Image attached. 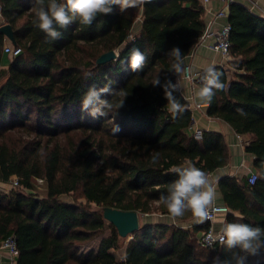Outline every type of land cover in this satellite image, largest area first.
<instances>
[{
    "label": "trees",
    "instance_id": "1",
    "mask_svg": "<svg viewBox=\"0 0 264 264\" xmlns=\"http://www.w3.org/2000/svg\"><path fill=\"white\" fill-rule=\"evenodd\" d=\"M0 3L22 50L3 69L8 39L0 33V182L12 176L19 181L0 191V240L15 236L17 264H214L217 257L229 258L221 244L213 250L198 243L208 222L180 225L193 219L186 212L176 222L141 221L118 260L112 249L123 237L102 214L111 206L169 216L157 201L177 178L173 167L190 162L207 174L229 163L221 132L203 130L199 138L192 133V111L179 88L173 94L184 112L174 119L163 88L152 86L156 78L160 85L176 84L167 54L179 47L184 58L195 46L205 28L200 1L152 0L142 7L136 34V10L121 13L114 7L90 26L74 22L58 29L62 36L51 42L32 25L33 0ZM227 19L233 70L212 66L222 73L225 90L216 93L206 114L248 136L244 150L254 155L258 174L264 171V17L231 1ZM133 49L147 58L142 71L130 68ZM109 50L117 57L97 63ZM205 69L195 80L199 85ZM93 87L109 88L113 95L102 98L113 104L126 97L124 106L93 119L81 108ZM116 125L120 131L114 134ZM156 153L160 159L153 165ZM36 178L46 180V194L34 191ZM217 187L230 210L225 224L264 228V179L250 184L246 175H224ZM66 194L74 199H62ZM106 230L96 250L80 252L79 244ZM255 264H264V258Z\"/></svg>",
    "mask_w": 264,
    "mask_h": 264
},
{
    "label": "clouds",
    "instance_id": "2",
    "mask_svg": "<svg viewBox=\"0 0 264 264\" xmlns=\"http://www.w3.org/2000/svg\"><path fill=\"white\" fill-rule=\"evenodd\" d=\"M152 0H33L34 28L45 33V42L59 39L62 32L58 29H66L72 23L90 26L98 16L112 14L114 7H118L121 13L129 9L142 8ZM171 58V69L175 74H181L184 58L179 47H173L167 54ZM146 57L139 49H133L129 63L133 72L142 71ZM222 73L209 66L204 70L199 89L194 94V102L210 104L218 91L225 90V84L221 80ZM178 81L173 84L168 81L160 85L158 78L152 81V86L163 88L164 99L167 101V111L175 119L184 112V106L173 94L178 87ZM104 95H113L107 87L102 89L90 88L83 96L81 108L93 119L107 116L115 109L117 112L124 106L125 98L116 104L103 99ZM124 96L123 93H121ZM243 114L242 110H238ZM118 125L114 128V134L119 132ZM159 153L151 157L150 163H159ZM177 178L172 181L167 189V194H162L157 203L163 205L169 216L173 219L182 217L190 212L193 221L197 224L204 223L208 219V208L213 205L216 193L209 184L207 174L195 167L190 162L187 166H176L171 169ZM264 179V171L257 174ZM256 177H253L255 179ZM219 242L230 253L224 261L217 257L214 264H247L248 257L258 256L264 250V228L253 227L247 223H226L220 230Z\"/></svg>",
    "mask_w": 264,
    "mask_h": 264
},
{
    "label": "crops",
    "instance_id": "3",
    "mask_svg": "<svg viewBox=\"0 0 264 264\" xmlns=\"http://www.w3.org/2000/svg\"><path fill=\"white\" fill-rule=\"evenodd\" d=\"M231 1L239 2L245 5L246 7H248L254 13L264 17V0H211L208 6L209 9L205 10L202 14L203 20L205 22V27L209 25V23L211 22L214 11H216L220 7L227 6L228 3ZM134 10H136L137 16L135 18L132 27V32L133 34H136L140 31L141 28L142 8H134ZM3 23L4 21L1 16L0 25ZM222 23H224V19L219 18L215 20L213 26L217 28ZM6 42L9 41L7 40ZM210 42L211 39H206L203 43L194 46L192 50L189 52V54H187L184 57L183 66L189 64L193 72L199 73L200 71H202L203 69L209 66L224 64L225 60L222 58V56L208 47V44ZM9 61H10V56L5 54L2 60L1 67L6 68ZM177 81L179 82L178 88L182 93V95L185 97V99L188 101L189 108L192 111L193 123L190 127L192 133L197 138H199L203 130L218 131L224 135V138L227 142L229 148V154H230L229 163L224 167L217 168L214 171L207 173L209 184L215 189V193H216L215 202L223 203L221 193L219 192L217 187V181L220 177L224 175H230V176L244 175L241 164L243 162L252 163V160L254 158L253 154L247 153L244 150V144L247 141L248 136L244 134L236 133L231 128V126L225 121L208 116L206 114V107L208 104L198 105L196 102H194V94L200 87L198 83L191 82L187 78L183 77L182 73L176 74V83ZM0 184L1 186L5 187L6 184L8 183L0 182ZM157 216L162 218L160 220L166 222H176L175 219L167 215H157ZM225 218L226 217L220 216L216 220H214L212 223L213 228L216 230H220L225 225ZM194 223L195 222L193 221V219H191L188 222H184L183 224L181 223L180 225H182L183 227H188ZM201 233L202 231L197 234V237H199ZM263 258H264V253L262 252L258 256H250L248 257L247 264H255ZM0 262L1 264H17L16 262L13 263L9 259L5 249L0 250Z\"/></svg>",
    "mask_w": 264,
    "mask_h": 264
},
{
    "label": "built area",
    "instance_id": "4",
    "mask_svg": "<svg viewBox=\"0 0 264 264\" xmlns=\"http://www.w3.org/2000/svg\"><path fill=\"white\" fill-rule=\"evenodd\" d=\"M200 4L202 5L204 11L209 9V4L211 0H199ZM228 6V5H227ZM227 6L220 7L213 13V17L209 25H207L201 35L199 36L195 46L203 43L206 39H211V42L208 44V47L219 53L222 58L225 60V63L222 64L226 68V70L229 72H232L233 67L230 65L229 61L231 60L230 55V30L231 25L227 19L228 16V9ZM0 17H1V3H0ZM222 18L224 19V23L220 24L217 28L213 26L216 19ZM21 47L14 46L11 42H6L3 46V52L10 56V57H16L21 53ZM184 71L182 72L183 77L187 78L193 83H196L195 80L199 77L200 72H193L191 69V66L189 64H186L183 66ZM243 168V174L247 176V180L250 184L254 183L255 180L258 178L256 170L252 167V163H246L243 162L241 164ZM253 177H256L253 179ZM8 185H11L9 189L13 187L19 186V181L16 176H12L11 180L7 182ZM5 192L8 190H4ZM230 212L229 207L224 203H216L214 201L213 205L208 208V219L206 222L209 223V226L207 229L203 230L200 236L198 237V243L200 246L209 248V249H216V247L220 244L219 242V236H220V230H216L213 228V221L216 220L218 217L223 216L226 217V215ZM5 249L9 259L13 263H17L18 258V248L16 244V238L14 235H9L5 237L4 239L0 240V250ZM264 253V250L261 251ZM1 264V262H0Z\"/></svg>",
    "mask_w": 264,
    "mask_h": 264
},
{
    "label": "water",
    "instance_id": "5",
    "mask_svg": "<svg viewBox=\"0 0 264 264\" xmlns=\"http://www.w3.org/2000/svg\"><path fill=\"white\" fill-rule=\"evenodd\" d=\"M0 33H2L14 46L17 45L12 27L9 23L0 25ZM118 53L115 50H109L102 53L97 59V63L115 59ZM103 217L112 223L121 237L132 234L140 226V215L135 210H123L116 207L105 206L102 208Z\"/></svg>",
    "mask_w": 264,
    "mask_h": 264
},
{
    "label": "rangeland",
    "instance_id": "6",
    "mask_svg": "<svg viewBox=\"0 0 264 264\" xmlns=\"http://www.w3.org/2000/svg\"><path fill=\"white\" fill-rule=\"evenodd\" d=\"M117 52V51H116ZM8 66V65H7ZM7 68V67H6ZM5 69V68H3ZM46 180L44 178H36L33 179V189L36 193L40 194V195H44L46 194V190H47V186H46ZM9 187H11V185L6 184L5 187L1 186L0 184V191H4V190H9ZM16 188V187H13ZM76 198L77 200H83V198H80V195L76 194ZM62 199L67 200V201H71L74 199V196L71 194H66L62 196ZM91 207L93 209H96V205L92 204ZM160 214H156V213H151V214H147V215H140V222L143 221H159L160 218L159 216ZM163 221V220H162ZM109 230H106L102 235H98L95 238L89 240V241H85L82 242L81 244H79V250L82 253H86L89 250H96L98 247V244L101 240L102 237L109 235ZM132 234L127 235L126 237L121 238V241L119 243V246L116 248L112 249V252L114 253V255L116 256V258L118 260H122L124 257V253H125V248H126V244L127 242L131 239ZM70 264H74V263H70Z\"/></svg>",
    "mask_w": 264,
    "mask_h": 264
}]
</instances>
